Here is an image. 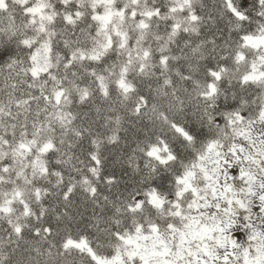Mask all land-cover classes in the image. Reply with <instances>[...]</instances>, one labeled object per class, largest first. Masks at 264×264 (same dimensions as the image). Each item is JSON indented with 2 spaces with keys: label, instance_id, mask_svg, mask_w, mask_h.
<instances>
[{
  "label": "snow or ice",
  "instance_id": "obj_1",
  "mask_svg": "<svg viewBox=\"0 0 264 264\" xmlns=\"http://www.w3.org/2000/svg\"><path fill=\"white\" fill-rule=\"evenodd\" d=\"M0 264H264V0H0Z\"/></svg>",
  "mask_w": 264,
  "mask_h": 264
}]
</instances>
